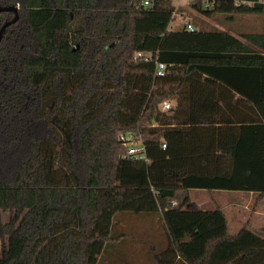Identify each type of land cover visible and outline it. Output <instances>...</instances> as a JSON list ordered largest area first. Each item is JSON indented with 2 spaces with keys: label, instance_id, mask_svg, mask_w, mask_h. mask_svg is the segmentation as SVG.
<instances>
[{
  "label": "trees",
  "instance_id": "1",
  "mask_svg": "<svg viewBox=\"0 0 264 264\" xmlns=\"http://www.w3.org/2000/svg\"><path fill=\"white\" fill-rule=\"evenodd\" d=\"M235 1L190 6L264 13ZM0 6H19L0 42V264H104L127 237L101 234L120 213L159 214L158 264H264V237L190 203L192 189L264 200L263 34L243 35L256 52L219 30L171 31L173 0ZM14 18L0 12V28ZM122 134L141 136L148 161L125 156Z\"/></svg>",
  "mask_w": 264,
  "mask_h": 264
},
{
  "label": "rangeland",
  "instance_id": "2",
  "mask_svg": "<svg viewBox=\"0 0 264 264\" xmlns=\"http://www.w3.org/2000/svg\"><path fill=\"white\" fill-rule=\"evenodd\" d=\"M185 5L189 4L188 0H174ZM196 14V12H193ZM200 13V12H198ZM194 16L192 23L200 28H208L210 22L206 19V15ZM174 21L172 26L174 29L180 30L188 22L189 15L184 17L178 14L174 15ZM198 21V23H197ZM209 22V23H208ZM213 24L226 22V18L222 14H218L211 21ZM238 193L248 195L247 192H235V191H192V198L199 204L200 208L206 211H212L217 208V205H225L226 200L238 196ZM215 198V199H214ZM242 196L238 198L240 200ZM216 201V202H214ZM253 201V199H252ZM194 204V203H193ZM255 204V205H254ZM196 205V204H195ZM254 205V207H253ZM262 203L256 208V202L252 204H246L245 212L247 216H250L255 208L257 212H262ZM123 215H117L109 219V227L103 226L101 234H107L112 232L114 235H127L120 242L111 243L108 248L98 256L96 259L100 263L104 264H158L156 260V254L167 247V235L160 220L159 214L148 215L146 213H120ZM260 214V213H258ZM10 214L7 211L1 212V220L6 223L9 220ZM255 218V217H254ZM233 230V229H232Z\"/></svg>",
  "mask_w": 264,
  "mask_h": 264
},
{
  "label": "crops",
  "instance_id": "3",
  "mask_svg": "<svg viewBox=\"0 0 264 264\" xmlns=\"http://www.w3.org/2000/svg\"><path fill=\"white\" fill-rule=\"evenodd\" d=\"M260 2L264 4V0H260ZM173 5L176 9L175 14H178L179 16L181 15V17H184L186 14L190 16L187 23H192V19L195 18L194 16H198L197 14L203 15L202 13H198L196 10L192 9L190 3L185 5L184 3L173 0ZM192 11L196 12V14H193ZM217 15L218 14H213L211 16L203 15L210 22L208 28L206 29L200 28V26H197L198 24H196L194 27L197 30L199 29H203L206 31L219 30L226 32L230 35L240 38L242 42L245 43L251 50L256 52H262V50L258 48L255 44H252L251 42L245 40L243 38V35H247V34L264 35V13L263 14H222L225 16L226 22H224L223 24L220 23L213 24L211 21ZM187 23L180 30L174 29L171 23L170 30L174 32L181 31L186 28ZM192 191H200V190H195V189L190 190V203H194L196 204L198 209L204 210L200 208L199 204L192 198L191 196ZM247 193L248 195H243L242 193H238L239 194L238 196L226 200L225 205L218 204L217 207L222 208V210L225 212L228 219L229 232L231 235H235L239 233L245 226H247L251 232L255 233L260 237H264V207L262 209V212H257L255 208L254 212L250 216H247L244 209L246 207V204H252L253 201L255 203L258 197L257 193H252V192H247ZM240 196H242V198L238 200ZM261 203L264 206V200Z\"/></svg>",
  "mask_w": 264,
  "mask_h": 264
},
{
  "label": "built area",
  "instance_id": "4",
  "mask_svg": "<svg viewBox=\"0 0 264 264\" xmlns=\"http://www.w3.org/2000/svg\"><path fill=\"white\" fill-rule=\"evenodd\" d=\"M188 1L191 2L193 0H188ZM244 3H246L245 0H236L235 1L236 5H241ZM209 4H210V2L207 3L208 6H209ZM145 5H150V3L148 1H146ZM185 29L188 31H191V32L197 30L192 23H187ZM138 56H142V53H138ZM165 69H166V65L164 63L157 62L156 74L158 76H163L165 74ZM171 108H172V104L170 102H165L162 106L163 111H168ZM120 141L126 149V155H125L126 157L133 158L136 160L148 161L147 150H146V147L143 143V140L139 134H122L120 136ZM162 147H163V149H165L166 145L163 144Z\"/></svg>",
  "mask_w": 264,
  "mask_h": 264
},
{
  "label": "water",
  "instance_id": "5",
  "mask_svg": "<svg viewBox=\"0 0 264 264\" xmlns=\"http://www.w3.org/2000/svg\"><path fill=\"white\" fill-rule=\"evenodd\" d=\"M18 9H19L18 6H17V7H14V6H12V7H2V6H0V12H4V11H6V12H13V13L15 14V18H14L12 21H10V22H6V23L0 28V42H1V40H2V37H3V34H4L5 30H6L11 24H14L15 22L18 21V19H19Z\"/></svg>",
  "mask_w": 264,
  "mask_h": 264
}]
</instances>
